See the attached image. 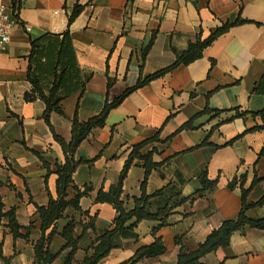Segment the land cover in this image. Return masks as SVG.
Instances as JSON below:
<instances>
[{"label": "crops", "instance_id": "obj_1", "mask_svg": "<svg viewBox=\"0 0 264 264\" xmlns=\"http://www.w3.org/2000/svg\"><path fill=\"white\" fill-rule=\"evenodd\" d=\"M0 5L16 12L20 21L7 50L0 52V195L6 210H16L19 225L32 228L28 240H15L9 229L0 228L6 259L0 264H34L33 244L41 237L36 206L46 207L50 196L57 199L56 166L65 163V156L43 119L45 105L39 100L26 102L24 96L32 88L27 79L31 42L46 34H64L76 6L83 11L69 33L85 89L64 99L63 116H51L55 132L66 142L71 141L75 116L87 122L137 84L142 52L152 38L143 77L171 66L176 60L173 50L183 52L225 24L244 23L220 36L192 64L131 93L109 112L105 126L81 144L75 160L83 164L73 174L67 200L75 198L74 186L85 194L79 206L95 219V231L80 240L74 261L84 260L95 235L114 227L117 212L111 199L123 167L134 146L157 134L161 142L141 151L143 155L157 151L146 194H160L150 202L149 211L156 215L170 208L171 213L164 226L158 220L136 224L135 237L121 238L120 247L98 264H124L155 239L162 240L167 252L136 264H176L177 238L188 252L195 251L224 221L238 216L242 178L245 190L256 176L261 180L249 193L248 204L264 196V159L258 157L264 128L248 132L263 125L262 118L252 114L264 111V93H255L264 76V0H0ZM206 107L222 115L202 116L194 131L177 134ZM236 114L247 115L224 123ZM215 126L209 146L187 152L202 144ZM44 162L51 171L47 178ZM203 172L218 185L192 198L201 190L198 179ZM144 178L143 163L135 160L122 185L120 201L126 211H132L141 197ZM234 179L238 185L231 190L228 185ZM68 215L56 225L49 247L57 256L52 264H66L70 252L62 251L66 242L61 237L73 220ZM247 215L262 219L264 207ZM85 219L76 214L73 221L87 223ZM74 232L78 239L83 229L78 226ZM202 264H264V231L245 227L232 235L229 247L207 255Z\"/></svg>", "mask_w": 264, "mask_h": 264}, {"label": "trees", "instance_id": "obj_2", "mask_svg": "<svg viewBox=\"0 0 264 264\" xmlns=\"http://www.w3.org/2000/svg\"><path fill=\"white\" fill-rule=\"evenodd\" d=\"M131 1V0H129ZM83 11L82 6H76L71 12L68 18V30L62 35L46 34L38 40L31 42V54L29 57V68H28V82L31 85V91L26 93L24 100L26 102L41 101L45 105V111L43 119L47 126L50 128L53 138L58 143L65 156V163L63 165L56 166L57 175V199L49 197V203L46 207L36 206V213L39 215L41 222L40 233L41 237L35 241L34 247V264H52L57 256H52L49 251L52 240L57 235L56 225L57 223L65 218H68V214L71 213L74 220V215L80 214L81 217H86L89 221L83 223V221L75 222L71 221L66 227H64L61 237L66 242L62 248V251L70 250L66 257V264H98L100 261L110 255L114 249L120 247V240L124 237H135L133 228L136 224L142 221H154L158 220L161 222V226L166 224V220L171 213L170 208H165L159 211L156 215H153L149 211L150 202L160 193L153 196L146 194V183L150 173L156 168L154 163V155L157 154L156 150L145 155L141 154L142 149L147 145L155 142H161L159 134L155 137L146 140L132 148V151L123 167V170L119 176V181L114 189L112 195V205L117 212V217L114 220L113 228L106 231L102 236H96L91 241L89 247L86 250V257L81 262L74 261V255L79 249V242L83 237H86L88 231L94 232L95 219H92L88 214L83 213L79 203L83 195L79 189L74 186L73 190L77 193L73 200H67L68 189L73 185V174L76 169L83 164L82 161H76L75 155L81 146V144L91 135L94 130L102 129L105 126L106 119L109 112L120 105L131 93L149 85L151 82L156 81L172 73L180 67H186L196 60L200 59L203 55L204 50L210 47L220 36L227 33L231 28L236 27L244 23L238 20L233 24H225L218 28L216 31L210 34L205 39L198 40L192 43L183 52H177L173 50L176 60L175 62L155 74L143 77L142 67L145 63L146 57L154 43V38L150 44L142 52V65L140 67V76L137 84L128 90H126L119 98L115 99L111 104H106L103 111L94 118L87 122H80L77 116L72 121L71 128V141L66 142L60 137L51 125V116L53 113H57L61 116L64 115L61 109V103L69 95L75 91L85 89V83L80 80V70L77 66L76 54L73 48L72 39L69 33V27L74 21L80 16ZM255 93H264V76L261 78L260 83L255 89ZM208 95L207 98H209ZM205 115H214L219 117L222 112L212 111L209 107L193 117L190 121L185 123L177 132L182 131H194L196 129L195 122L198 118ZM247 115V114H245ZM245 115L236 114V116L224 123H229L235 118H241ZM254 117L260 116L263 120V125L258 126L248 132L261 131L264 128V111L252 114ZM171 117V116H170ZM218 128L215 126L209 132L207 139L200 144L198 147L188 150L187 152L194 151L196 149L209 146V137ZM241 137V136H240ZM238 137V138H240ZM232 143V142H231ZM230 143V144H231ZM259 159H264V146L262 147L259 155ZM135 160L142 161L143 168L145 170V178L143 180L141 189L142 195L139 199L135 200V207L132 211L128 212L120 201L122 194V185L126 179L130 168L132 167ZM44 167L47 170L46 178L51 174L50 166L44 162ZM199 183L201 190L194 194L193 197L202 196L204 193L213 191L218 181H210L207 177V173L203 172L199 177ZM261 180L255 177L251 187L247 190L243 188L244 178L241 182V210L235 219L226 220L222 223L221 227L213 231L206 240L201 243L195 251L188 252L183 246L182 238L175 240L176 246L180 247L177 263L176 264H202V259L207 255L216 252L219 249L229 247L232 239V235L236 232L241 231L245 227H249L254 230L264 231V218L258 220H252L248 217L247 213L251 209L264 207V196L256 203L248 204L247 198L251 190ZM238 180L234 179L229 183L228 188L233 190L237 187ZM2 184L0 183V188ZM101 201V199H98ZM185 200L181 201L183 203ZM85 219V220H86ZM131 222L134 224L131 227L127 225ZM82 227V236L78 239L75 238L76 227ZM6 227L9 229L13 238L28 240L31 234L30 227H22L19 225L16 217V210H6L3 199L0 195V228ZM155 234V231H154ZM167 252L166 247L161 239H155V241L146 247L140 248L134 257L124 264H136L144 259L157 258L164 255ZM0 259L6 263V259L3 257V244L0 241Z\"/></svg>", "mask_w": 264, "mask_h": 264}, {"label": "built area", "instance_id": "obj_3", "mask_svg": "<svg viewBox=\"0 0 264 264\" xmlns=\"http://www.w3.org/2000/svg\"><path fill=\"white\" fill-rule=\"evenodd\" d=\"M20 23L16 12L10 8L0 5V52L7 50L13 29Z\"/></svg>", "mask_w": 264, "mask_h": 264}]
</instances>
